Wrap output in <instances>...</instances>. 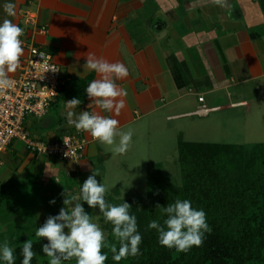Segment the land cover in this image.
Segmentation results:
<instances>
[{"label":"crops","instance_id":"obj_1","mask_svg":"<svg viewBox=\"0 0 264 264\" xmlns=\"http://www.w3.org/2000/svg\"><path fill=\"white\" fill-rule=\"evenodd\" d=\"M15 3L16 16L9 19L23 28L22 41L32 39L68 80L64 97L62 93L44 117L25 119L35 139L54 141L77 131L67 124L65 112V101L73 98L81 100L77 111H95L117 119L121 130L131 129L129 149L148 128L154 127L156 135L161 126V137L182 134L188 128L181 121L210 116L207 125L213 127L220 111L237 115L236 110L248 112L264 100V0H228L227 8L210 0ZM28 10L36 13L38 27L45 26L44 34L25 25L23 14ZM23 48L19 67L10 77L18 75L28 56ZM89 55L128 68L129 75L116 81L127 90L126 97L116 98L124 101L119 113L103 112L86 96L85 84L98 78L84 64ZM198 97L204 101L199 103ZM83 137L85 153L75 162L35 157L19 141L1 154L0 242L8 240L16 250L26 240L35 241L36 228L64 206V192H77L93 171L99 172L96 179L103 184L119 172L126 154H113L111 146L86 132ZM179 142L187 141L178 140L177 147ZM53 199L55 204H50Z\"/></svg>","mask_w":264,"mask_h":264},{"label":"clouds","instance_id":"obj_2","mask_svg":"<svg viewBox=\"0 0 264 264\" xmlns=\"http://www.w3.org/2000/svg\"><path fill=\"white\" fill-rule=\"evenodd\" d=\"M221 7H228V0H210ZM0 90L13 86L9 74L20 64L23 55V28L14 23L11 17L16 16L15 0H0ZM90 71L98 75L84 89L91 103L103 112L119 113L124 101L118 97H126L127 90L117 85L116 81L126 78L129 70L120 62L110 63L103 58L89 55L84 63ZM81 104L79 98L65 101L67 124L76 130L91 135L100 144L111 146L113 154L124 155L132 142L133 132L121 130L119 121L95 111H77ZM118 139V142H117ZM75 162V161H74ZM99 172L83 182L79 190L71 195L63 193V207L54 216H48L42 226L36 228L35 237L46 238L42 244V252L49 258V264H64L75 259L76 264H105L109 248L112 260L119 264L122 259L141 255L142 235L138 231L137 217L130 213V204L122 202L118 205L108 203L105 199L107 188L97 181ZM55 204V199L49 201ZM84 204L90 209H98L105 223H110L111 234L118 243L109 245L103 229L86 213ZM159 206V205H157ZM161 215L166 219L161 223L158 219L150 220L147 229L156 230L158 243L162 247L187 252L193 246L199 247L206 233L212 229L206 221L203 209L192 206L188 199H176L173 203L161 207ZM15 249L8 240L0 242V264H16ZM37 255L33 251V241L26 240L21 249V264H31Z\"/></svg>","mask_w":264,"mask_h":264},{"label":"trees","instance_id":"obj_3","mask_svg":"<svg viewBox=\"0 0 264 264\" xmlns=\"http://www.w3.org/2000/svg\"><path fill=\"white\" fill-rule=\"evenodd\" d=\"M177 157L181 187L164 184L156 174L147 204L130 205L142 235V254L119 264H264V144L247 153L233 144L179 142ZM176 199H188L193 207L203 209L212 229L199 247L187 252L160 246L156 230L147 229L150 220L163 223L166 219L159 206L166 207ZM107 239L109 245L118 247L111 229ZM44 243L43 237L33 241L37 255L31 264L48 258L42 252ZM22 247L14 252L16 264H21ZM102 251L108 255L105 264H116L109 248Z\"/></svg>","mask_w":264,"mask_h":264},{"label":"rangeland","instance_id":"obj_4","mask_svg":"<svg viewBox=\"0 0 264 264\" xmlns=\"http://www.w3.org/2000/svg\"><path fill=\"white\" fill-rule=\"evenodd\" d=\"M236 111L237 115L230 114V110L220 111L215 115L213 127L207 125V120H211L213 116L208 119L187 118L181 122L183 126L187 125L188 132L184 128L182 134H163L164 137H161V134L158 135L161 126L155 129L156 135L152 134L154 127L148 128L137 143L128 149L121 167L117 166L119 172H114L117 176L114 174L107 177L104 184L107 188L106 201L116 205L122 202L130 205L147 204L153 189L152 177L156 174L161 175L164 184L174 188L181 187L176 146L178 140L239 145L247 153L254 146L264 144V100L257 102L248 112L246 109ZM245 112L247 115L243 114ZM84 208L107 236L111 224L104 222L98 209H90L86 204ZM40 262L49 264V258H43ZM64 264H76V261L73 259Z\"/></svg>","mask_w":264,"mask_h":264},{"label":"built area","instance_id":"obj_5","mask_svg":"<svg viewBox=\"0 0 264 264\" xmlns=\"http://www.w3.org/2000/svg\"><path fill=\"white\" fill-rule=\"evenodd\" d=\"M23 22L44 34L45 26H37L36 13L31 10L23 14ZM28 56L16 77H10L13 86L0 90V169L1 154L13 141L23 143L26 150L35 157H48L60 161H77L85 153L87 145L83 131L64 136L54 141L31 137L25 128L28 117L41 119L51 105L61 96L68 80L63 78L60 67L32 39L23 41ZM202 103V97H198ZM204 108V106L202 107Z\"/></svg>","mask_w":264,"mask_h":264}]
</instances>
